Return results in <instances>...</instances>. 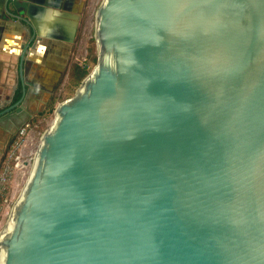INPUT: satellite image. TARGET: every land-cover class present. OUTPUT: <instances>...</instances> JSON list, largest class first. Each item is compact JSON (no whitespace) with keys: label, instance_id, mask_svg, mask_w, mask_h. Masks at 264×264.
Returning <instances> with one entry per match:
<instances>
[{"label":"water","instance_id":"1","mask_svg":"<svg viewBox=\"0 0 264 264\" xmlns=\"http://www.w3.org/2000/svg\"><path fill=\"white\" fill-rule=\"evenodd\" d=\"M95 38L0 264H264V0H103Z\"/></svg>","mask_w":264,"mask_h":264},{"label":"crops","instance_id":"2","mask_svg":"<svg viewBox=\"0 0 264 264\" xmlns=\"http://www.w3.org/2000/svg\"><path fill=\"white\" fill-rule=\"evenodd\" d=\"M27 2L24 15L35 26H31L10 16L16 13L13 0H0V104L11 92L19 76V62L22 46L29 43L36 33V40L27 50L24 80L31 85V95H37L29 104L36 109L46 103L45 89L53 86L57 75L64 70L72 42L75 40L87 2L90 0H19ZM42 97L38 98L40 91ZM36 94V93H35Z\"/></svg>","mask_w":264,"mask_h":264},{"label":"rangeland","instance_id":"3","mask_svg":"<svg viewBox=\"0 0 264 264\" xmlns=\"http://www.w3.org/2000/svg\"><path fill=\"white\" fill-rule=\"evenodd\" d=\"M102 2L103 0H90L89 4L87 2V8L81 19L76 38L71 44L65 68L60 75H57L53 86L51 85L45 89L44 99H47V101L43 107L39 106V112L46 109L47 102L51 98L58 106L59 103L74 96L83 81L75 83L79 68H86L89 74L97 64L96 13ZM39 112L34 114L31 120L25 122L28 124L27 134L23 137L18 134L15 146H12V144L0 160L1 173L6 166L5 161L10 159L9 177L3 196L0 198L2 203L0 232L7 225L13 207L26 187L34 164L35 152L40 146L41 137L55 121V111L42 116L38 115ZM10 155H12L11 158Z\"/></svg>","mask_w":264,"mask_h":264},{"label":"flooded vegetation","instance_id":"4","mask_svg":"<svg viewBox=\"0 0 264 264\" xmlns=\"http://www.w3.org/2000/svg\"><path fill=\"white\" fill-rule=\"evenodd\" d=\"M35 84L26 78L24 80V93L22 90L23 88L20 86V82H15V85L11 87L10 94H8L7 98L0 104V160L6 149L12 145V142L14 141L13 145L16 142L19 129L23 122L31 120L34 117V114H37V112L40 111L35 108L36 105L33 107V105L29 104L33 99V96L37 95V91L33 93L34 95H31L30 92L31 85ZM44 92V90H41L38 98L42 97ZM22 97L24 100L21 101V103L24 104V110L26 112L17 111V103Z\"/></svg>","mask_w":264,"mask_h":264},{"label":"built area","instance_id":"5","mask_svg":"<svg viewBox=\"0 0 264 264\" xmlns=\"http://www.w3.org/2000/svg\"><path fill=\"white\" fill-rule=\"evenodd\" d=\"M27 126H28V124L25 123L19 129L18 134L21 135V137H23V136H25L27 134ZM15 143H14L13 146H15ZM9 157L11 158L12 155H10ZM4 164L6 166L4 167V169L2 170V172L0 173V198L3 196V193H4L5 188H6V182H7L8 177H9L10 159H7ZM1 209H2V203L0 202V214H1Z\"/></svg>","mask_w":264,"mask_h":264},{"label":"trees","instance_id":"6","mask_svg":"<svg viewBox=\"0 0 264 264\" xmlns=\"http://www.w3.org/2000/svg\"><path fill=\"white\" fill-rule=\"evenodd\" d=\"M87 74H88V71H87L86 68H79L78 73H76V81H75V83L81 82V80H83L85 78V76H87ZM56 107L57 106H56L55 101L51 98V100H49L47 102L46 109L41 111V112H39L38 115H40V116L45 115V114L47 115L50 112L55 111ZM13 142H12V144H13ZM7 149H6V151H7Z\"/></svg>","mask_w":264,"mask_h":264},{"label":"bare ground","instance_id":"7","mask_svg":"<svg viewBox=\"0 0 264 264\" xmlns=\"http://www.w3.org/2000/svg\"><path fill=\"white\" fill-rule=\"evenodd\" d=\"M100 56H101V55H100ZM24 124H25V123H24ZM24 124H23V125H24ZM23 125H22V126H23Z\"/></svg>","mask_w":264,"mask_h":264}]
</instances>
